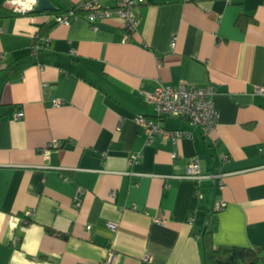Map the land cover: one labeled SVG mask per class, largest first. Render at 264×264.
<instances>
[{"label":"crops","instance_id":"crops-1","mask_svg":"<svg viewBox=\"0 0 264 264\" xmlns=\"http://www.w3.org/2000/svg\"><path fill=\"white\" fill-rule=\"evenodd\" d=\"M5 1L0 264H206L207 238L213 249L264 245V0H140L129 38L116 17L63 26ZM49 1L66 11L90 0ZM158 84L212 85L213 132L164 118V131L191 137L147 144L135 119L157 121L147 94ZM194 158L205 178L181 179Z\"/></svg>","mask_w":264,"mask_h":264},{"label":"built area","instance_id":"built-area-1","mask_svg":"<svg viewBox=\"0 0 264 264\" xmlns=\"http://www.w3.org/2000/svg\"><path fill=\"white\" fill-rule=\"evenodd\" d=\"M108 0H90L82 5L74 6L72 9H68L64 13L55 17V23L58 25L68 26L71 20H75L79 15H82L91 24H94L97 21H103L105 19H110L116 17V19H121L125 23V32L126 38H129L135 31L138 19L136 15V5L141 4L140 0H114L115 6L113 8H103L102 3ZM37 2V0H36ZM36 6L31 5V10L22 9L21 5H14L6 0L3 4V8L7 10L12 15L17 16H31L34 12L32 9ZM79 12V13H77ZM93 30H96V27H92ZM35 40H38V36L35 37ZM41 40V39H40ZM38 40V41H40ZM174 40V39H173ZM171 40V48L174 46V42ZM37 41V42H38ZM43 42H46V38H42ZM39 43H36L32 47V55L36 56L41 47ZM214 87L208 86L205 88H196L191 87L185 84L179 85L177 88L168 87L165 85L158 84L151 93L147 94V101L150 103L155 111L156 122L147 119L144 116H137L135 119L136 124L139 128L142 129L146 139L147 144L151 143V139L154 136L160 135L163 138H170L172 140H177L178 138H189L190 134L185 132H168L164 131L160 124L159 120L164 118H173L179 120H187L190 123V126L200 129L202 134L210 135L217 122V113H215L213 105V96L215 95ZM264 90H258L257 93H262ZM62 102L59 100L53 101L52 107L61 106ZM22 113H16L14 119L22 118ZM60 145L57 142L50 143L47 148H45L42 153L43 156H50V152L54 149H57ZM261 153L264 155V146L261 149ZM138 156L134 155L129 158L128 165L132 166L137 163ZM128 175H134L133 173H128ZM221 178V176H218ZM181 179H189L200 181L205 177L200 174L199 162L196 158L189 161V164L186 168L184 176L180 177ZM221 180L218 183V187L222 188ZM199 194V193H198ZM81 195L80 189L76 190L75 194V206L79 207V196ZM111 199L115 198V193L110 194ZM222 206H219L221 208ZM31 216L28 213L27 217ZM157 222H160L157 220ZM110 230L114 231V224H108L107 226ZM87 230L90 228L85 227ZM113 257L111 256L108 260V263L112 262Z\"/></svg>","mask_w":264,"mask_h":264},{"label":"trees","instance_id":"trees-1","mask_svg":"<svg viewBox=\"0 0 264 264\" xmlns=\"http://www.w3.org/2000/svg\"><path fill=\"white\" fill-rule=\"evenodd\" d=\"M64 12L65 11L54 9V11L52 12L33 13L32 15L53 14L58 16ZM50 29L51 27L41 26L39 28V33L37 34L38 40L45 38L47 36L46 33H48ZM203 235L206 237L205 234ZM210 246H211L210 241L207 238L204 246L205 248H204V258H203L206 264H264V245H254L248 249L235 248V247H230V248L220 247L217 249H213Z\"/></svg>","mask_w":264,"mask_h":264},{"label":"clouds","instance_id":"clouds-1","mask_svg":"<svg viewBox=\"0 0 264 264\" xmlns=\"http://www.w3.org/2000/svg\"><path fill=\"white\" fill-rule=\"evenodd\" d=\"M9 2L14 5H21L22 9L24 10H31V5H34L36 3V0H9ZM4 219H5V214L0 213V225L3 224ZM16 223H18V221L14 223L12 220H10L9 228L14 229L16 227ZM24 264H29V262L25 261Z\"/></svg>","mask_w":264,"mask_h":264},{"label":"water","instance_id":"water-1","mask_svg":"<svg viewBox=\"0 0 264 264\" xmlns=\"http://www.w3.org/2000/svg\"><path fill=\"white\" fill-rule=\"evenodd\" d=\"M54 7L49 0H37L36 6L32 11L34 13H47L54 11Z\"/></svg>","mask_w":264,"mask_h":264}]
</instances>
